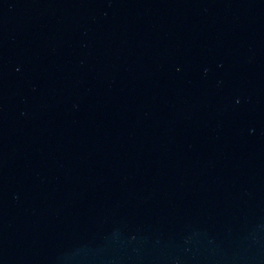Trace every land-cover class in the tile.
Returning <instances> with one entry per match:
<instances>
[{
  "label": "water",
  "instance_id": "water-1",
  "mask_svg": "<svg viewBox=\"0 0 264 264\" xmlns=\"http://www.w3.org/2000/svg\"><path fill=\"white\" fill-rule=\"evenodd\" d=\"M0 264H264V0H0Z\"/></svg>",
  "mask_w": 264,
  "mask_h": 264
}]
</instances>
